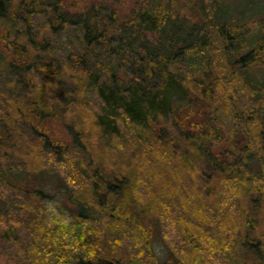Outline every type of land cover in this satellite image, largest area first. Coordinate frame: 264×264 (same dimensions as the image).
Returning a JSON list of instances; mask_svg holds the SVG:
<instances>
[{"label":"trees","instance_id":"16d2710c","mask_svg":"<svg viewBox=\"0 0 264 264\" xmlns=\"http://www.w3.org/2000/svg\"><path fill=\"white\" fill-rule=\"evenodd\" d=\"M240 3L145 0L121 19L0 0L2 264H151L160 220L182 234L160 264H264V16L248 24L264 0ZM66 117L67 143L44 125ZM43 169L74 208L5 176ZM104 234L132 248L101 251Z\"/></svg>","mask_w":264,"mask_h":264},{"label":"rangeland","instance_id":"374dc122","mask_svg":"<svg viewBox=\"0 0 264 264\" xmlns=\"http://www.w3.org/2000/svg\"><path fill=\"white\" fill-rule=\"evenodd\" d=\"M63 1L65 4V7L72 13L80 11L93 4H98V3L104 4V5H107L108 7L110 6L114 8L116 12L118 13L119 17L122 19L124 18V16H126V14L129 12L130 9L134 8L135 6L138 7L139 4H141L145 0H63ZM224 1L228 2L230 6L233 7L236 11L240 10L241 0H224ZM182 11L185 12L183 7H182ZM237 16H239V13L235 14V17ZM263 16H264V13L263 14L260 13V15L254 16L255 18H251L252 20H248L249 21L248 24L251 25L252 21L257 22V20L262 18ZM66 122H69L68 117L63 118V119L51 118V119L46 120L44 125L46 124V126L49 128L54 139L67 143L71 140V135L66 126ZM220 146L227 147L229 146V143L227 140L226 141L224 140L222 141V143H220V145L214 146V148L217 149ZM32 163L38 164V160L34 159ZM5 176L13 184L19 185L20 187H23L25 189H30L33 187L40 186V188L44 192L56 197V199H58V201H60L62 204H66L70 208L75 207L74 204L69 201L70 193H69V189L67 185L64 184L63 180L56 172H50L48 170L43 169V171L39 173L37 179L30 178L25 171H16V172L6 171ZM157 184H159V181L157 182ZM9 195L16 196L17 194H16V191H12L11 193H9ZM4 204H5V199H3L0 196V210L3 208ZM6 218H8V216H0V234L3 232L4 229H7L8 219ZM24 220H26V217L25 219L24 217L21 218L22 222ZM172 221L173 220L165 223L164 221L162 222L160 220L159 221L160 225L164 223V228L163 229L161 228L160 231L156 223H154V228L152 224L153 236H152L150 246L155 253L154 262L156 263L160 264L165 261H172L171 252L166 247L164 241H172V240L182 237V234L178 233V230H177L178 224L175 221L174 223H172ZM15 224H18V223L15 222ZM172 226H174V230ZM100 228L105 233L104 226L100 225ZM105 236L106 235L104 234V237ZM106 240L107 242L103 244L104 246L102 247L101 251L103 250L108 251V250L116 249L118 247L116 249V252H119V254L123 255L124 253L128 251V249L132 248V246L128 245V242L124 240L122 236L117 237V235H115L113 236L112 239L110 237V241L108 240V238H106ZM3 245L4 243L0 237V264H2L3 259L6 258L4 257L5 253L10 252ZM232 249H233V246H232ZM225 260L223 264H227V261ZM154 262L152 261L151 264H153ZM146 264H150V260H148Z\"/></svg>","mask_w":264,"mask_h":264}]
</instances>
